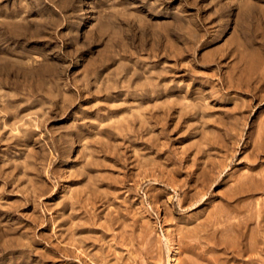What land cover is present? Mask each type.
I'll return each instance as SVG.
<instances>
[{
    "label": "rangeland",
    "instance_id": "rangeland-1",
    "mask_svg": "<svg viewBox=\"0 0 264 264\" xmlns=\"http://www.w3.org/2000/svg\"><path fill=\"white\" fill-rule=\"evenodd\" d=\"M0 264H264V0H0Z\"/></svg>",
    "mask_w": 264,
    "mask_h": 264
}]
</instances>
